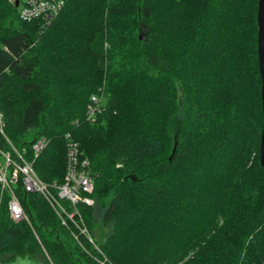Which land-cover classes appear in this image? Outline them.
I'll list each match as a JSON object with an SVG mask.
<instances>
[{"label": "trees", "instance_id": "obj_1", "mask_svg": "<svg viewBox=\"0 0 264 264\" xmlns=\"http://www.w3.org/2000/svg\"><path fill=\"white\" fill-rule=\"evenodd\" d=\"M258 3L70 0L43 26L0 0L5 133L19 148L47 139L34 161L46 182L65 179L67 134L78 142L101 250L19 191L34 229L0 201L1 263L264 264Z\"/></svg>", "mask_w": 264, "mask_h": 264}, {"label": "built area", "instance_id": "obj_2", "mask_svg": "<svg viewBox=\"0 0 264 264\" xmlns=\"http://www.w3.org/2000/svg\"><path fill=\"white\" fill-rule=\"evenodd\" d=\"M18 8L23 21L50 24L70 0H7ZM16 1L18 4L16 5ZM104 95L93 94L87 106V118L95 120L102 110ZM66 173L63 182L44 181L34 167L35 158L47 145V139L40 137L29 148H19L5 133L3 112L0 108V201L8 209L13 222L26 221L33 228L19 191L35 193L43 197L60 224L70 230L73 238L84 248L82 237L101 252L88 228L81 206H92L95 178L90 161L83 158L77 141L67 134ZM104 263V262H102Z\"/></svg>", "mask_w": 264, "mask_h": 264}, {"label": "water", "instance_id": "obj_3", "mask_svg": "<svg viewBox=\"0 0 264 264\" xmlns=\"http://www.w3.org/2000/svg\"><path fill=\"white\" fill-rule=\"evenodd\" d=\"M18 1H16V5ZM258 59H259V70L262 82L261 88V97H262V112H263V129L261 134V143H260V161L261 165L264 168V0H259L258 3ZM147 32L145 28L139 30L138 38L139 40H143L146 38ZM177 146V142L175 143L174 150L172 152V156L175 152ZM171 156V158H172Z\"/></svg>", "mask_w": 264, "mask_h": 264}, {"label": "rangeland", "instance_id": "obj_4", "mask_svg": "<svg viewBox=\"0 0 264 264\" xmlns=\"http://www.w3.org/2000/svg\"><path fill=\"white\" fill-rule=\"evenodd\" d=\"M22 1V3L25 1V0H21ZM176 129L175 130H182V125L181 124H179V123H177L176 122V124H175V126H174ZM98 213L99 212H97V214L96 215H98ZM98 221L99 222H97V226H98V228H99V226H100V228H99V230H101V232H104L106 235L110 232V229H111V226H103L102 225V217H99L98 218ZM96 224V223H95ZM34 229V228H33ZM98 230V231H99ZM98 231L96 232V233H98ZM97 238V237H96ZM103 239V238H102ZM33 258L34 257H36V258H39V260H40V256H32ZM32 257H30V258H32ZM3 258H4V256H0V264H30L29 262H26L25 263V261L24 262H21V261H16V262H5V263H1L2 262V260H3Z\"/></svg>", "mask_w": 264, "mask_h": 264}]
</instances>
